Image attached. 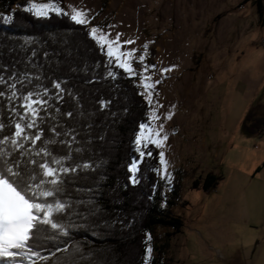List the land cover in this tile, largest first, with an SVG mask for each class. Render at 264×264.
Returning a JSON list of instances; mask_svg holds the SVG:
<instances>
[{
	"label": "rangeland",
	"instance_id": "374dc122",
	"mask_svg": "<svg viewBox=\"0 0 264 264\" xmlns=\"http://www.w3.org/2000/svg\"><path fill=\"white\" fill-rule=\"evenodd\" d=\"M34 2L54 3L71 16L79 10L97 36L114 41L120 34V50H134L129 74L148 102L151 92L147 125L154 139L167 136L161 146L153 144L167 162L159 173L170 188L181 186L174 211L183 227L169 241L173 228L155 229L149 258L264 264V133L242 127L249 111L264 119V0ZM235 136L239 148L232 146ZM209 174L221 180L208 191Z\"/></svg>",
	"mask_w": 264,
	"mask_h": 264
},
{
	"label": "trees",
	"instance_id": "16d2710c",
	"mask_svg": "<svg viewBox=\"0 0 264 264\" xmlns=\"http://www.w3.org/2000/svg\"><path fill=\"white\" fill-rule=\"evenodd\" d=\"M28 3L0 0V125L4 126L0 141L14 133L17 112H24L23 96L47 90L46 110L40 112L37 128L27 130H42V139L35 144L22 141L23 147L0 143L4 153L0 166L16 162L26 175L39 180L43 172L39 164L52 158L40 151L46 147L52 156L64 158L53 167L70 169L56 173L59 191L46 198L64 204L63 211L53 212L61 227H40L30 241L39 253L32 261L161 264L162 256L149 258L150 235L157 228H173L169 241L181 231L183 221L174 211L181 186L176 182L170 188L161 177L160 152L153 144L143 149L150 156L141 158L136 150L139 125L151 121L150 103L138 78L119 68L113 58L109 63L106 48L92 38L90 26L77 24L67 12L35 16L23 10ZM4 15H12V21L4 23ZM242 127L251 135H261L264 119L249 111ZM48 140L55 143L45 144ZM133 161L138 162L135 174L129 171ZM220 180L209 174L205 189L216 187ZM198 186L196 181L194 187ZM32 261L24 259L20 264Z\"/></svg>",
	"mask_w": 264,
	"mask_h": 264
},
{
	"label": "snow or ice",
	"instance_id": "6c2138e0",
	"mask_svg": "<svg viewBox=\"0 0 264 264\" xmlns=\"http://www.w3.org/2000/svg\"><path fill=\"white\" fill-rule=\"evenodd\" d=\"M25 12L33 13L35 16H46L49 10L60 13V9L54 3H36L34 0H29L27 6L23 8ZM84 14L79 10L75 11L71 19L77 24H84L87 21L83 18ZM4 23L12 21V15L2 16ZM98 29L96 27L91 28V35L94 40L102 47L107 45V56L109 57V63H112V58L115 57V62L119 68L124 69L128 73L134 74V69L129 62L133 56L134 50L128 52H122L120 50V40L117 34L116 39L110 40L107 34L97 36ZM124 43H133V41H125ZM147 48V45H145ZM127 57L128 59H122ZM143 62L144 56L139 57ZM165 71H168L165 69ZM112 75V73H110ZM147 78H145L146 80ZM2 82V81H0ZM143 86L146 89H151L153 85L144 83ZM15 88V84L11 85ZM55 88L60 89V83L55 84ZM3 95V93H0ZM17 93L12 92V96L15 97ZM47 95V90L44 93H33L29 91L23 96V103L21 107L24 109L23 114L17 112L19 121L15 123V131L11 136H6L0 143L10 141L14 147H23L22 141L30 140L33 144L42 139V130H37L35 133H28L27 130L37 128V121L41 119L40 112L46 110L45 106L48 104V100L44 98ZM35 97V98H34ZM151 103V92L148 96ZM15 110V109H14ZM71 116V113H68ZM30 117V118H29ZM169 119L171 116L168 117ZM20 121H26L21 123ZM0 125V128H3ZM161 125V130H162ZM146 130L148 135H146ZM54 131V130H53ZM153 129L147 124H140L139 131L135 137V143L138 146L137 151L140 157L145 155L150 156L151 152H145L143 149L147 147V144H155L157 147L161 146L163 141L167 139L164 136L162 139H154L152 137ZM159 131H155V136L159 137ZM55 143L53 140L45 141V144ZM45 156L52 157L51 160H45L39 164V168L43 170L42 177L37 180V177L33 174H25L19 167V164L13 162L9 164L7 161L0 166V264H20L24 259L32 261L33 256H39L38 252H34L31 248L30 241L34 238L35 233L40 230L41 226H50L52 229H58L61 227L54 221L53 212L63 211L64 204L59 200L55 203H50L46 198L54 197L59 191L60 180L57 178L56 173L67 172L70 169L64 167H53V165H61L62 159L52 156L46 147L40 149ZM39 154V153H38ZM4 153L0 151V156ZM160 163L167 164L165 160V154L159 153ZM36 164V161H31ZM166 170V168H165ZM129 171L135 174L138 171V162L133 161ZM132 182L136 183L135 175L132 177ZM51 185V187H47ZM44 198V199H42ZM152 249H147L148 253H151ZM31 253V255H29ZM34 264V261H32Z\"/></svg>",
	"mask_w": 264,
	"mask_h": 264
},
{
	"label": "crops",
	"instance_id": "0c3cea01",
	"mask_svg": "<svg viewBox=\"0 0 264 264\" xmlns=\"http://www.w3.org/2000/svg\"><path fill=\"white\" fill-rule=\"evenodd\" d=\"M233 48V47H231ZM107 50V49H106ZM232 52V50H231ZM247 114V113H246ZM244 120V119H243ZM242 120V122H243ZM235 132L238 134V137H239V120H238V124L235 128ZM237 136H235L233 139H232V146L235 147V148H239V138ZM237 139H238V143H237Z\"/></svg>",
	"mask_w": 264,
	"mask_h": 264
}]
</instances>
